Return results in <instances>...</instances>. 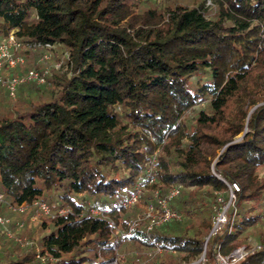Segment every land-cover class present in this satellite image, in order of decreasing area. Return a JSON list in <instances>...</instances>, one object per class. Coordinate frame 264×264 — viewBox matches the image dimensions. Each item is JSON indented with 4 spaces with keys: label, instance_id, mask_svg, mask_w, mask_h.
I'll list each match as a JSON object with an SVG mask.
<instances>
[{
    "label": "trees",
    "instance_id": "16d2710c",
    "mask_svg": "<svg viewBox=\"0 0 264 264\" xmlns=\"http://www.w3.org/2000/svg\"><path fill=\"white\" fill-rule=\"evenodd\" d=\"M167 2L140 11L135 0H0L2 36L15 30L68 54V72L19 86L38 100L0 110V191L12 204L51 206L38 236L27 234L55 264H135L131 251L159 257L158 248L167 264H177L174 252L204 250L196 264H218L264 224V0ZM25 63L10 74L28 72ZM231 181L240 190L228 222L206 242L216 193ZM139 182L145 192L128 209ZM176 185L171 206L182 218L149 230L145 205ZM2 241L0 264H38L35 245L0 225ZM235 264H264V246Z\"/></svg>",
    "mask_w": 264,
    "mask_h": 264
},
{
    "label": "built area",
    "instance_id": "2783aa9c",
    "mask_svg": "<svg viewBox=\"0 0 264 264\" xmlns=\"http://www.w3.org/2000/svg\"><path fill=\"white\" fill-rule=\"evenodd\" d=\"M22 45L19 38L16 36L15 30H12L4 39L0 42V86H4L7 90L9 96L13 99L17 98L19 86L26 82L35 81L37 83H44L47 79L48 74L50 73L49 68L43 70L39 69H30L24 74L12 75L10 70L16 68L19 64L25 62V56L21 53H18V49ZM31 46L39 47L41 43H30ZM47 48V51L43 55L45 59H50L52 54L50 52L53 47L51 44H44ZM147 179L149 183H153L157 180V171L156 166L151 164L147 166ZM228 189L225 192L216 193V203L214 205L215 213L213 215V227L211 234L215 235L219 230H221L228 222V212L231 207L234 206L236 200V193L240 190L239 185L235 181L227 182ZM144 184L139 182L135 185L133 191L129 196L124 200L123 204L126 207H132L136 202L139 201ZM181 191V186L176 185L171 187L167 192L161 193L157 191L154 196L153 202L148 206L145 212V218L148 220V229L152 230L155 227L161 226L172 220H179L182 218V215L179 211L172 208L171 204L173 200L179 196ZM5 200L4 192L0 191V205L3 204ZM30 204H10V208L14 211L26 212ZM31 206L37 207V209L45 215H53V210L51 206L40 199H37L31 204ZM61 212L64 209L60 210ZM93 214H101V210L98 208H91ZM11 220L7 216L0 214V225L3 227L7 235L13 238L21 246H30L35 245L36 258L38 264H55L58 261V258L54 256H49L47 254H42L40 246L36 244L35 241L27 240L13 233L10 228ZM20 227H23L24 224H19ZM116 232H120L119 235L124 236L125 231L117 229ZM261 244H254V246H240L232 251L228 255H222L221 253L217 254L218 264H234L239 260L244 258L249 252L259 249ZM158 252H162L161 248L157 249ZM205 259V257H202Z\"/></svg>",
    "mask_w": 264,
    "mask_h": 264
},
{
    "label": "rangeland",
    "instance_id": "374dc122",
    "mask_svg": "<svg viewBox=\"0 0 264 264\" xmlns=\"http://www.w3.org/2000/svg\"><path fill=\"white\" fill-rule=\"evenodd\" d=\"M135 1L138 3L137 9L140 11L151 8V7H156V6L161 7V6L166 5L168 3L167 0H135ZM176 1L179 3H182V4H189V5L195 4L194 0H176ZM206 5L209 7L212 6V0H206ZM3 39H4V36H2L0 34V42ZM21 43H22V45L20 46V48L17 51H18V53H21L25 56V60H26L25 64L29 67V69H36L34 67V64L36 65L38 63H41V62L43 63L44 61L50 60L49 62H44V64H45L44 69L49 68L50 72H52V68H56V70H59L61 72H68V62H67L68 61V54L64 49H61L57 46L54 47L53 49L50 50V52L52 54L51 58L47 60L43 57V55L45 54V52L47 50H39L40 49L39 47L31 46L30 43H23V41H21ZM25 50H32L33 52L28 55L27 51H25ZM2 87H4V86H2ZM2 87L0 86V110L5 109L4 108L5 106H9L10 108H13V109L24 108L27 105L25 98L29 95L33 96V98L35 100L39 99L38 93L34 89H32V90L24 89V91L22 93H20L18 91L17 98L13 99L9 96L7 91H3ZM199 108H200L199 106L195 107L187 114V117L189 118V120H192L195 117L196 112L199 110ZM157 181L158 180H156L155 182H157ZM155 182L150 183V185L154 184ZM145 187L146 186L143 187V191H142L141 196L145 192ZM157 191L154 192L153 198L150 200V202L145 205L144 213L146 212L148 206L153 202L155 193ZM140 201H141V197H140L139 201L136 202L135 204H139ZM3 203L7 205L8 210L5 211L6 212L5 216L10 218V220H11V223H10L11 230L17 236H20L22 238H26L27 240L34 241L32 238H29V235L27 234V229L33 230V238L38 236V233H40L42 231L43 220L49 216L50 217L52 216V215L42 214L37 209V207L31 206V204H30V206L26 212L14 211L10 208V204H12V203L8 202V200L6 199V196H5V200ZM1 206H2V203H1ZM133 206L129 207L128 209L133 208ZM144 215H143V217H144ZM21 223L24 224L23 227H20L19 224H21ZM51 227L52 226L50 225L46 230H49ZM117 229L124 230L120 227ZM115 233L120 234V232H118V233L115 232ZM210 234H211V231H210ZM210 234L206 237V242L211 237ZM119 236L123 237L122 235H119ZM260 237H262L264 239V224L259 225L255 228L248 229L245 232V241L240 246H245V245L254 246V244L255 245L261 244L260 245L261 247L259 248V249H261L264 246V242L261 241ZM3 241H4V239H3ZM3 241L0 242V248L3 245ZM12 245L13 244H11V242L8 243V246L12 247ZM259 249H256V250H259ZM21 253H22V250H20L18 248L14 249V255L15 256L20 255ZM131 253L136 256L135 264H167L166 256H165L164 252L159 251L158 252V253H160L159 257H158V255H156V253H154L152 251H149L147 254H140V251H131ZM173 254H174L173 256H174L177 264H196L197 262L204 261L206 259V257H205L206 256V250H204L203 253L199 257H197L196 259L191 258L184 253L174 252ZM119 256L121 259H123L125 257V253H120ZM203 256L205 257V259L202 258ZM124 264H134V263L133 262L132 263L131 262H129V263L125 262Z\"/></svg>",
    "mask_w": 264,
    "mask_h": 264
},
{
    "label": "water",
    "instance_id": "95a60500",
    "mask_svg": "<svg viewBox=\"0 0 264 264\" xmlns=\"http://www.w3.org/2000/svg\"><path fill=\"white\" fill-rule=\"evenodd\" d=\"M246 131H247V130H246ZM243 135H244V133H243L238 139H240Z\"/></svg>",
    "mask_w": 264,
    "mask_h": 264
}]
</instances>
